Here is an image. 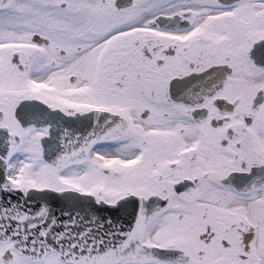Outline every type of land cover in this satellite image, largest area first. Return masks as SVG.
<instances>
[{"label":"snow or ice","instance_id":"snow-or-ice-1","mask_svg":"<svg viewBox=\"0 0 264 264\" xmlns=\"http://www.w3.org/2000/svg\"><path fill=\"white\" fill-rule=\"evenodd\" d=\"M0 264H264V0H0Z\"/></svg>","mask_w":264,"mask_h":264}]
</instances>
